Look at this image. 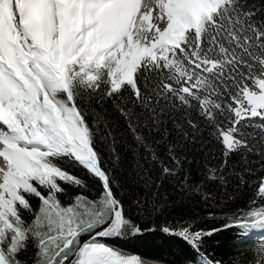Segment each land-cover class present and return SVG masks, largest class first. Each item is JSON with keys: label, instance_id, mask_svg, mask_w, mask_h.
I'll return each instance as SVG.
<instances>
[{"label": "snow or ice", "instance_id": "6c2138e0", "mask_svg": "<svg viewBox=\"0 0 264 264\" xmlns=\"http://www.w3.org/2000/svg\"><path fill=\"white\" fill-rule=\"evenodd\" d=\"M0 264H264V0H0Z\"/></svg>", "mask_w": 264, "mask_h": 264}, {"label": "trees", "instance_id": "16d2710c", "mask_svg": "<svg viewBox=\"0 0 264 264\" xmlns=\"http://www.w3.org/2000/svg\"><path fill=\"white\" fill-rule=\"evenodd\" d=\"M232 243L230 233H223L209 244L208 250L217 256L225 255ZM132 247L142 256L155 257L160 260H174L183 255L180 244L160 234H146L144 239Z\"/></svg>", "mask_w": 264, "mask_h": 264}]
</instances>
